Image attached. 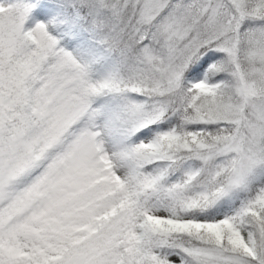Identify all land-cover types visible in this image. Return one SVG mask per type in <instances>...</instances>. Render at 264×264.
<instances>
[{"label":"snow or ice","instance_id":"6c2138e0","mask_svg":"<svg viewBox=\"0 0 264 264\" xmlns=\"http://www.w3.org/2000/svg\"><path fill=\"white\" fill-rule=\"evenodd\" d=\"M0 264H264V0H0Z\"/></svg>","mask_w":264,"mask_h":264}]
</instances>
